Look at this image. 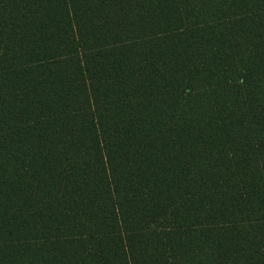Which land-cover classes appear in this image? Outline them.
<instances>
[{"label":"trees","instance_id":"1","mask_svg":"<svg viewBox=\"0 0 264 264\" xmlns=\"http://www.w3.org/2000/svg\"><path fill=\"white\" fill-rule=\"evenodd\" d=\"M0 264H264V0H0Z\"/></svg>","mask_w":264,"mask_h":264}]
</instances>
